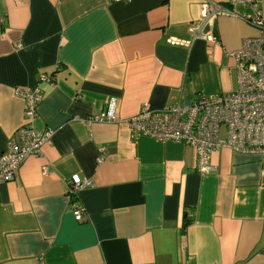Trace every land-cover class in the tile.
Listing matches in <instances>:
<instances>
[{
    "label": "crops",
    "instance_id": "1",
    "mask_svg": "<svg viewBox=\"0 0 264 264\" xmlns=\"http://www.w3.org/2000/svg\"><path fill=\"white\" fill-rule=\"evenodd\" d=\"M210 1L228 13L201 28L204 0H0V155L26 124L21 88H41L29 125L52 132L0 186V264H264L262 157L225 147L201 173L192 148L124 122L237 90L264 0ZM113 99L119 122L87 123ZM75 176L94 186L72 202Z\"/></svg>",
    "mask_w": 264,
    "mask_h": 264
},
{
    "label": "built area",
    "instance_id": "2",
    "mask_svg": "<svg viewBox=\"0 0 264 264\" xmlns=\"http://www.w3.org/2000/svg\"><path fill=\"white\" fill-rule=\"evenodd\" d=\"M228 2L245 3L244 0ZM254 7L257 15L248 23L259 29V35L245 39L241 48L234 53L238 74L236 91L199 96L188 105L160 111H152L144 104L138 114L124 120L134 133L192 148L196 155V168L201 173L215 170L211 158L225 147L238 153L259 154L264 161V20L258 5ZM224 13L228 11L220 3L204 0L200 6L201 28ZM202 37L203 33L199 29L188 40L170 38L168 42L173 46L189 48ZM209 41L211 44L219 43L216 39ZM40 82H51V78L41 75ZM18 93L25 102L26 124L18 130L16 137L8 141L6 151L0 155V186L16 181L22 164L29 157L38 155L42 147L52 140V132L37 131L29 125L35 119L42 101L41 88H21ZM117 108V101L113 99L104 113L88 119L87 123H117L120 121ZM222 127L226 128L225 140L219 138ZM102 161L98 159L99 163ZM48 172L47 168L43 170L44 175H48ZM93 186L91 180L75 176L68 185V196L73 202L79 192ZM82 217V210H76V221L81 222Z\"/></svg>",
    "mask_w": 264,
    "mask_h": 264
},
{
    "label": "rangeland",
    "instance_id": "3",
    "mask_svg": "<svg viewBox=\"0 0 264 264\" xmlns=\"http://www.w3.org/2000/svg\"><path fill=\"white\" fill-rule=\"evenodd\" d=\"M226 128L225 127H222L221 128V134H220V138L223 140L226 136Z\"/></svg>",
    "mask_w": 264,
    "mask_h": 264
}]
</instances>
